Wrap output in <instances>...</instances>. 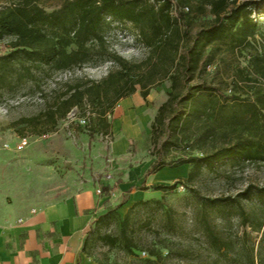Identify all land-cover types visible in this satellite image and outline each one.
<instances>
[{
	"label": "trees",
	"instance_id": "obj_1",
	"mask_svg": "<svg viewBox=\"0 0 264 264\" xmlns=\"http://www.w3.org/2000/svg\"><path fill=\"white\" fill-rule=\"evenodd\" d=\"M192 2L63 0L59 7L47 11L35 0H20L2 7L0 90L13 93L28 82L38 88L41 79L52 72L111 61L116 68L104 78L82 77L75 83H65L62 91L55 90L42 112L26 119L36 128L34 133L54 130L58 121L76 106L89 119L90 139L97 131L110 134L112 124L108 113L120 99L132 95L138 88L146 98L152 86L169 79L168 98L159 106L151 124L152 141L157 145L161 136L166 135L168 144L202 149L200 154L180 158L169 166L191 163L186 180H193L204 166L214 168L221 162L264 163V87H249V90L242 87V84L249 86L258 81V77L252 76L253 72L264 80V41L256 43L257 35L264 40V22L254 19L258 3L254 0H201L202 10L206 4L210 5L213 17L194 30L189 17ZM113 22L133 25L137 40L147 50L143 60L130 61L109 47L105 35L113 28ZM6 38H10L7 44L3 42ZM247 50L249 66L236 67L231 79L234 87H219L208 81L207 66L214 63L218 52ZM241 90L246 91L247 96L237 93ZM87 105L95 116L88 114ZM219 137L223 142L214 144ZM166 142L158 147L159 154ZM209 143H213L211 147L203 149ZM158 159L153 161L150 172L167 165ZM175 186L176 182L155 184L153 188L166 191ZM254 198L257 205L248 212L243 202ZM219 200L236 204L243 224L249 223L260 231L264 242V185L250 184L235 197ZM147 202L136 201L129 210ZM129 210L123 223L129 218ZM111 212L108 209L97 220L108 217ZM209 234L215 243L220 241L211 230ZM104 238L111 245L117 242L116 237ZM225 244L228 248L229 244ZM86 245L85 239L83 249ZM263 252L262 247L258 262L253 253L247 254L244 263L264 264Z\"/></svg>",
	"mask_w": 264,
	"mask_h": 264
},
{
	"label": "rangeland",
	"instance_id": "obj_2",
	"mask_svg": "<svg viewBox=\"0 0 264 264\" xmlns=\"http://www.w3.org/2000/svg\"><path fill=\"white\" fill-rule=\"evenodd\" d=\"M18 1L0 0V8ZM35 1L47 11L59 7L63 2ZM254 1L258 3L254 19L264 22V0ZM258 12L261 14L258 15ZM189 13L194 30L213 17L210 5L206 4L202 10L201 0H193ZM136 35L131 23L113 22V28L107 31L105 37L109 47L119 55L139 62L146 57L147 50ZM256 39V43L264 41L260 35ZM9 41L10 38H6L3 42L7 44ZM249 61L248 50L242 53L218 52L214 63L207 66L205 75L213 85L234 87L231 79L236 67H248ZM115 68L111 61L86 64L71 70L52 72L41 79L38 88L28 82L13 93L0 90V210L9 207L17 212L24 206H41L63 198L78 189L77 181L83 179L88 171L95 172L104 166L115 167L114 163L118 160L113 150L116 140L114 126L125 112L121 106L123 98L108 113L113 132L102 134L97 131L91 139L87 125L89 119L76 106L58 121L54 130L43 134L34 133L36 128L26 122V119L41 113L54 91L65 89V83H75L82 77L100 80ZM252 76L259 79L249 86L242 84L245 90L264 87L261 77L254 72ZM170 85L171 81L166 79L152 86L146 98L138 88L137 93L144 101L143 115L137 114L136 119L141 130L124 153L128 158L124 167L134 170L151 162L150 168L153 161L159 158V161L167 163L162 170H169L173 174L152 181L148 177L155 172H150L149 168L144 171L146 180L140 187H146L143 189L146 194L137 201L148 202L137 204L129 210V207L124 208L125 204L121 205L128 193L120 194L114 207L110 208L111 214L96 219L91 225L83 251L97 264H246L247 254L251 253L258 262L262 247L264 251L261 232L254 230L249 223L243 224L236 204L219 199L235 197L250 184L263 186L264 163L221 162L214 168L204 166L193 180H186L191 163L169 166L180 158L200 154L202 150L196 146L183 148L168 144L166 135L161 136L157 145L152 141L151 124L159 106L168 98ZM227 92L230 93V90ZM237 93H241L242 97L247 96L246 91ZM90 109V105H87L88 114L95 116ZM23 138L28 140V144L23 149H17ZM164 142L166 144L159 154L158 147ZM222 142L223 138L219 137L214 144L220 145ZM212 144L203 149L210 148ZM179 179L180 182H177ZM175 182L176 186L166 191L153 188L155 184L170 185ZM213 199L217 202L212 204ZM243 204L248 212H252L257 205L255 198ZM128 210L129 218L123 223ZM208 229L220 241L215 243ZM107 235L116 237V244H108L104 238ZM225 243L229 244L228 248Z\"/></svg>",
	"mask_w": 264,
	"mask_h": 264
},
{
	"label": "crops",
	"instance_id": "obj_3",
	"mask_svg": "<svg viewBox=\"0 0 264 264\" xmlns=\"http://www.w3.org/2000/svg\"><path fill=\"white\" fill-rule=\"evenodd\" d=\"M143 102L137 91L122 100L125 112L114 126L115 167L96 169L98 174L88 171L77 181L78 189L63 198L17 212L9 207L0 210V264H97L83 251L91 225L114 207L120 194L128 193L124 208L146 194L140 185L151 162L134 170L124 167L128 160L124 153L141 130L136 119L143 115ZM172 174L164 169L148 178L159 181Z\"/></svg>",
	"mask_w": 264,
	"mask_h": 264
},
{
	"label": "built area",
	"instance_id": "obj_4",
	"mask_svg": "<svg viewBox=\"0 0 264 264\" xmlns=\"http://www.w3.org/2000/svg\"><path fill=\"white\" fill-rule=\"evenodd\" d=\"M28 144V140L26 138H23L22 141H20L17 145V149H23ZM98 192H100V189H98Z\"/></svg>",
	"mask_w": 264,
	"mask_h": 264
}]
</instances>
